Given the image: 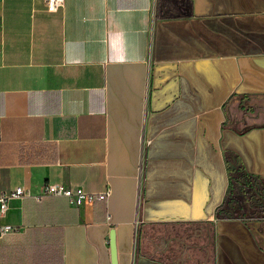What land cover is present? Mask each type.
Wrapping results in <instances>:
<instances>
[{
  "label": "crops",
  "instance_id": "1",
  "mask_svg": "<svg viewBox=\"0 0 264 264\" xmlns=\"http://www.w3.org/2000/svg\"><path fill=\"white\" fill-rule=\"evenodd\" d=\"M264 0H0V264H264ZM109 191L71 206L43 184ZM223 211V210H222Z\"/></svg>",
  "mask_w": 264,
  "mask_h": 264
},
{
  "label": "built area",
  "instance_id": "2",
  "mask_svg": "<svg viewBox=\"0 0 264 264\" xmlns=\"http://www.w3.org/2000/svg\"><path fill=\"white\" fill-rule=\"evenodd\" d=\"M64 2L65 0H45V5L49 12H55L63 6ZM108 194V190L97 194L87 192L81 187L70 188L60 183H45L43 184L40 193L35 195L34 198L39 201L45 196L65 197L71 206L76 207L84 203L105 200ZM25 196H30V193L22 187H17L10 192L0 193V217L4 216L12 200ZM16 229V227L10 224L0 225V236L15 231Z\"/></svg>",
  "mask_w": 264,
  "mask_h": 264
},
{
  "label": "flooded vegetation",
  "instance_id": "3",
  "mask_svg": "<svg viewBox=\"0 0 264 264\" xmlns=\"http://www.w3.org/2000/svg\"><path fill=\"white\" fill-rule=\"evenodd\" d=\"M235 181L236 188L232 181L221 204V214L237 215L242 210L252 216H264V181L243 172L236 175Z\"/></svg>",
  "mask_w": 264,
  "mask_h": 264
},
{
  "label": "water",
  "instance_id": "4",
  "mask_svg": "<svg viewBox=\"0 0 264 264\" xmlns=\"http://www.w3.org/2000/svg\"><path fill=\"white\" fill-rule=\"evenodd\" d=\"M109 246H110L111 264H118L117 249L115 245V237L113 231L110 233L109 236Z\"/></svg>",
  "mask_w": 264,
  "mask_h": 264
},
{
  "label": "trees",
  "instance_id": "5",
  "mask_svg": "<svg viewBox=\"0 0 264 264\" xmlns=\"http://www.w3.org/2000/svg\"><path fill=\"white\" fill-rule=\"evenodd\" d=\"M222 206V205H221ZM219 207L218 210H217V215L219 216L221 214V211H222V207Z\"/></svg>",
  "mask_w": 264,
  "mask_h": 264
},
{
  "label": "rangeland",
  "instance_id": "6",
  "mask_svg": "<svg viewBox=\"0 0 264 264\" xmlns=\"http://www.w3.org/2000/svg\"><path fill=\"white\" fill-rule=\"evenodd\" d=\"M257 216L263 217V215H261V214H258Z\"/></svg>",
  "mask_w": 264,
  "mask_h": 264
}]
</instances>
